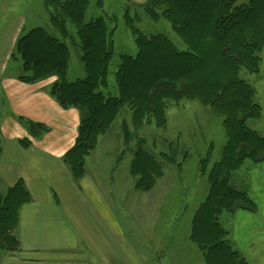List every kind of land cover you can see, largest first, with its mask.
Segmentation results:
<instances>
[{
	"label": "rangeland",
	"instance_id": "374dc122",
	"mask_svg": "<svg viewBox=\"0 0 264 264\" xmlns=\"http://www.w3.org/2000/svg\"><path fill=\"white\" fill-rule=\"evenodd\" d=\"M252 2L235 3L248 10L251 6L253 20L241 30L232 31V37H197L204 55L202 64L192 78L178 84L175 96L167 100L163 110L137 125L132 112L123 107L84 159L85 176L89 174L96 181L121 215L120 222L135 228L137 233L152 229V247L161 243L168 247L169 264H264V159L260 161L256 154L261 145L264 147V141L259 140L264 137V5L255 7ZM127 8L138 15L137 26L144 36L165 35L180 52L189 50L169 21L154 22L144 10L136 11L130 0H90L86 22L115 19L111 26L116 28L113 37L117 55L109 78L113 95L118 93L116 72L120 55L138 53L126 26ZM47 9L46 0H0V40L8 24L20 16L27 18L23 33L36 27L53 33ZM260 25L263 33L256 28ZM69 29V78L78 80L86 77V71L77 30L72 25ZM229 40L241 46L226 43ZM223 54L229 62H225ZM22 69L20 59L12 60L8 74L21 73ZM215 86L225 88L224 102H216L213 95L220 96L215 93ZM234 87L236 91L232 90ZM239 92V96L234 95ZM1 109L7 110L3 106ZM230 117L243 122L241 126L250 142L243 147L249 153L255 152L243 158V164L234 167L236 170L225 179V187L235 191L229 193L234 201L223 194L229 207L221 209L218 224L223 229L222 239L238 254L234 257L224 249L204 251L197 243L217 234L211 231L212 227H203L205 214L200 210L214 188L211 180L215 168L225 155L233 159L232 152L239 146L232 133L234 128L227 127ZM144 172L160 176L150 182ZM198 230L203 231L200 234ZM4 255L2 252L0 257Z\"/></svg>",
	"mask_w": 264,
	"mask_h": 264
},
{
	"label": "trees",
	"instance_id": "16d2710c",
	"mask_svg": "<svg viewBox=\"0 0 264 264\" xmlns=\"http://www.w3.org/2000/svg\"><path fill=\"white\" fill-rule=\"evenodd\" d=\"M233 2L235 4L237 0H148L143 5L134 4L136 11L144 10L154 22L169 21L177 35L186 41L189 47L186 53L180 52L165 35L144 36L137 26L138 15H133L127 8L126 26L135 39L138 53L120 55L116 72L118 93L113 95L109 78L117 55L113 37L116 28L111 26L115 19L99 18L86 22L90 0H46L54 32L41 27L24 32L16 42L11 61L21 60L23 69L18 79L24 83L37 84L56 77L57 81L49 89L50 95L64 109L75 108L80 111L81 125L77 144L65 157L75 180L85 176L84 159L90 153L91 146H95L98 136L116 120L123 107H128L137 125H141L165 108L167 100L175 96L174 90L182 80L193 77L204 58L197 37H232V31L240 27L241 30L247 26V22L253 20L251 6L248 10L247 7L234 6ZM253 2L255 7L261 3L264 5V0ZM70 25L77 30L81 61L86 71V77L78 80L69 78L71 53L66 40L70 36ZM259 27L262 26L256 28ZM258 33H263L262 29L259 28ZM228 42L230 45L233 42L234 45L241 46L235 40L226 43ZM223 57H226L225 62H229L227 55L223 54ZM235 88L232 90L236 91ZM213 89L220 96L213 95L216 102H224L225 88L215 86ZM240 93L234 95L239 96ZM222 105L228 108L227 105ZM19 121L34 138H41L49 132L47 127L39 123L23 118ZM227 121V127L234 128L231 131L239 146L236 152H232L233 159L225 155L215 168L211 180L214 188L200 210V213L205 214L201 221L203 227L208 225L217 234L208 232L212 235L206 237L207 241L197 243L204 251L224 249L229 256L234 257L238 254L232 252L229 243L222 239L223 229L218 224L221 209L229 207L223 194L234 201L229 193L235 191L227 189L224 184L226 176L236 170L234 167L242 165L243 158L251 157L255 152L249 153L243 147L250 143L249 137H246L248 134H245L242 127L243 122L231 117ZM259 140L264 141V137ZM250 146L254 147L253 144ZM256 151L257 158L260 161L264 159V147L261 145ZM1 155L0 141V158ZM149 174L150 172H146L145 176L150 182L160 176L158 173L154 176ZM31 200V194L22 181L8 190L6 195L0 193L1 253L7 255L19 249L20 243L15 230L20 222L22 207ZM202 231L198 230V233L201 234Z\"/></svg>",
	"mask_w": 264,
	"mask_h": 264
},
{
	"label": "crops",
	"instance_id": "0c3cea01",
	"mask_svg": "<svg viewBox=\"0 0 264 264\" xmlns=\"http://www.w3.org/2000/svg\"><path fill=\"white\" fill-rule=\"evenodd\" d=\"M130 1L143 5L148 0ZM18 18L0 40V193L22 181L32 200L22 207L15 230L20 247L0 257V264H152L153 258L154 264H169L168 247H152V229L137 233L121 223L91 175L74 179L65 157L77 144L81 115L50 95L57 78L27 84L18 79L21 73L8 74L26 28L27 18ZM20 118L49 132L34 138Z\"/></svg>",
	"mask_w": 264,
	"mask_h": 264
}]
</instances>
